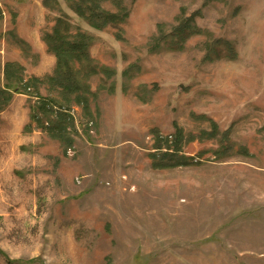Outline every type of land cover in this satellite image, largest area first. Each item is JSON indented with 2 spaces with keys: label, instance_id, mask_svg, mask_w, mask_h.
Segmentation results:
<instances>
[{
  "label": "rangeland",
  "instance_id": "obj_1",
  "mask_svg": "<svg viewBox=\"0 0 264 264\" xmlns=\"http://www.w3.org/2000/svg\"><path fill=\"white\" fill-rule=\"evenodd\" d=\"M58 1L0 0V88L24 70L0 111V264H264V0H102L129 14L103 30ZM61 16L91 38L86 104L47 81ZM43 99L71 110L70 147L33 122ZM180 132L191 165L154 168Z\"/></svg>",
  "mask_w": 264,
  "mask_h": 264
},
{
  "label": "trees",
  "instance_id": "obj_2",
  "mask_svg": "<svg viewBox=\"0 0 264 264\" xmlns=\"http://www.w3.org/2000/svg\"><path fill=\"white\" fill-rule=\"evenodd\" d=\"M70 9L75 12L81 19L87 21L90 26L97 30H103L109 26H120L125 23L128 18L126 13L112 14L104 11L101 8L102 0H66ZM56 3V7H53ZM44 5L46 8L60 10L58 0H45ZM59 6V7H58ZM193 20H186L181 26L176 28L175 34L171 37L175 40L172 42L175 46H171L174 49H182L186 41L193 36L198 35L200 31L193 26ZM72 25L66 19V16H61L56 19V24L51 33L44 34V42L48 46L50 53L54 54L57 58V67L53 76L47 77V81L55 86H58L62 93L67 97H75V101L79 104L88 103V96L91 94V88L88 84H85L80 79L79 71L75 69L74 63L80 65L84 63H92L90 55V46L92 45L91 38L87 34L79 31L73 36L71 33ZM232 50L231 48H229ZM21 73L24 71L19 65L7 64L5 68V75L7 84L4 89L0 88V111H2L7 104L12 100L10 84L13 80L14 72ZM105 73L112 75L109 70H105ZM97 74L96 69L90 70V75ZM20 84L23 83L22 78L15 79ZM42 81L38 78H32L26 84H24L25 91L37 88ZM17 93H20V89H15ZM58 104L53 101L44 100L42 103L33 110L32 120L38 128L48 131L50 135L61 140L67 141V145H72V140L67 138L69 129L74 124V119L71 114V110L65 106H57ZM88 105V104H87ZM54 106L58 110L54 109ZM51 116L54 120H51ZM47 121L50 122H45ZM48 123V126L46 125ZM184 136L182 132L179 133L178 138L174 143V148L168 146L166 152H162L163 141L159 137L157 140V153L161 155H153L154 168L156 169H168L177 168L182 166L191 165L187 158H180L178 155L181 153V145ZM168 142V140H166ZM2 252L0 251V256ZM13 264V263H11Z\"/></svg>",
  "mask_w": 264,
  "mask_h": 264
},
{
  "label": "built area",
  "instance_id": "obj_3",
  "mask_svg": "<svg viewBox=\"0 0 264 264\" xmlns=\"http://www.w3.org/2000/svg\"><path fill=\"white\" fill-rule=\"evenodd\" d=\"M173 139H174V138H173L172 136L169 137V141H170V142H172Z\"/></svg>",
  "mask_w": 264,
  "mask_h": 264
}]
</instances>
